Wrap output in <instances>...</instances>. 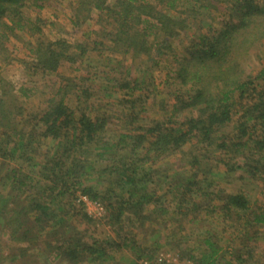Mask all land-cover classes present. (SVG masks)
<instances>
[{
  "label": "trees",
  "instance_id": "1",
  "mask_svg": "<svg viewBox=\"0 0 264 264\" xmlns=\"http://www.w3.org/2000/svg\"><path fill=\"white\" fill-rule=\"evenodd\" d=\"M27 1L0 0V63L6 61L9 37L21 32L31 39L28 53L42 75L58 74L62 66L81 62L88 52L101 56L105 50L123 58L146 59L148 70L143 75L149 77L150 70L170 57L177 66V90L170 93L174 104L171 113L164 112V121L150 120L111 141L109 122L95 107L85 106L92 97L86 89H78L75 78L62 77L42 111L27 119L12 111L0 79V176H5L0 188L7 190L0 196V264H112L110 252L122 248L134 256L130 264L155 263L156 256L136 238L121 236L126 227L143 230L147 224L151 238L172 251L163 254L180 261L263 264L254 260V245L263 237L264 198L262 203L251 200L249 182H261L264 196V67L251 74L241 60L254 45H263L264 0L68 1L73 29L83 28L93 14L98 17L101 31L91 49L83 42L44 39L41 28L24 16ZM217 6L225 16L219 31L211 27ZM197 19L202 23L199 30L208 29L190 34ZM174 44L181 48L178 57L172 52ZM112 63L115 69L100 74L110 89L142 92L153 82L151 78L120 81L119 64ZM138 102L120 104L128 126L144 114ZM45 141L53 146L41 154L42 161L37 150ZM216 151L225 156L223 173H214L217 166L208 164L207 154ZM168 157H180L175 168L180 171L170 174L172 168L157 166ZM18 158L20 166L9 171L6 163ZM229 173H237L236 179L248 184L229 194L213 189L212 183L202 184L207 175ZM157 178L167 184L164 193L158 192ZM77 194L105 205L103 222L117 230L122 245L96 241L79 226H89L92 218ZM166 196L174 199L175 208L164 206L170 203ZM167 217L169 225L161 222L156 229ZM233 217L243 221L236 225L242 228L239 243L222 247L214 220L227 222ZM201 219L207 224L205 232L195 235L191 224ZM193 237L199 247H190Z\"/></svg>",
  "mask_w": 264,
  "mask_h": 264
},
{
  "label": "rangeland",
  "instance_id": "2",
  "mask_svg": "<svg viewBox=\"0 0 264 264\" xmlns=\"http://www.w3.org/2000/svg\"><path fill=\"white\" fill-rule=\"evenodd\" d=\"M42 1L43 0H39L38 3H32L28 0L24 7V16L27 20L32 21V25L41 28V35L44 34L46 37L44 39L55 41L59 39L69 40L73 43L83 42L86 46H88V48H93V41H98L99 36H97V34L99 31H101V25L98 22V17L96 14H93L92 19H89L86 23H84L83 28L73 29L69 23V20L72 17V11H70L68 8V1L76 3L77 0H44V3H41ZM259 2H262V0H259ZM43 5L45 6L41 9ZM217 10L218 12H216V10L213 11L215 22L211 24V27L219 31L222 28L223 23L221 22L224 21L225 16L223 15L224 12L219 6H217ZM201 24L202 23L200 22V19H197L194 25L191 24L190 34H193L196 31L197 34H199L198 31L204 33V31L208 28L203 27L202 30H199L198 27H200ZM29 40L31 39L27 33L19 32L16 33V37L10 36L9 41L5 44L6 61L0 63V79L5 84V97H3L4 99H7L9 103H11L12 111L15 113L22 112L24 119H27L30 115H34L42 111L46 100L50 95H52L53 92L57 91L59 85L63 83L61 79L62 77L75 78V83L77 84L78 89H86L88 91V94H90L92 98L90 99L91 101L86 102L87 104H85V106L89 105V107H95L98 111H100V114L105 115L107 121L109 122L107 131L111 141H117L121 135H129V133L132 134L136 126L145 127V125H147L150 120L164 121L162 119L164 112L171 111L174 100L171 99L170 93H173L177 90V81L175 80L174 75V70L177 69V66L173 65L172 58L165 57L154 69L149 71V77H145L143 74H145L144 72L148 70L146 59H132L131 57L123 58L121 55H113L112 53L105 50L103 51L105 53H103L101 56H98L96 53L88 52V54L85 55L83 59H81V62L75 63V65L72 66H62L59 69L58 74L42 75L35 70V67H33L34 63L32 62V59L28 53L29 48L27 46V42ZM262 44L263 45H254L251 52H249V55H247L245 59L241 60L244 65L243 67H246L248 73L252 70L251 74H257L261 68L264 67V41ZM172 47L173 55L178 57L179 54H181L180 46H178V44H174ZM105 57H110L112 59L110 63ZM114 61L118 62L117 64H119L118 77L120 81H123V78H127L129 81L133 79H144V81L147 82L148 78H151L153 82L150 85L149 83L144 85V91L142 92L127 90L124 91L117 87L110 89V84H108L110 82L104 79V75L102 76L100 74L103 71L108 72L115 69V65L112 63ZM105 85H108L105 88L106 91H109L108 95H105L104 93ZM140 96L143 97V102H140ZM124 101H139L138 103H140L141 107L145 109L144 114L139 116V119L136 120L135 125H126V121L129 119L128 116L123 114L125 110L120 107V104ZM96 109H93L94 112ZM182 117H184V115L181 117L178 116V118L175 120L179 121L182 119ZM52 146V143L48 141L42 142V144H40L37 154L40 155V157H38L42 161L44 160L42 155ZM197 151L204 155L203 148L198 147ZM207 157L210 159L208 162L209 166H217L218 168V171H215L214 173H223L225 171L223 164L226 160L223 153L218 151L209 152ZM179 158L180 157H168L164 161H161L157 166H164L165 169L172 168L170 174L173 172H178L180 170L175 168H177ZM17 161L21 160L18 158L15 162L12 161L8 162V164L6 163V168L11 171L12 169L19 167L21 162ZM188 168L189 167L186 169ZM148 170L149 168H146L143 172ZM186 171L187 170H185V172ZM229 177H231V179ZM238 177L240 176L237 173L233 175H230V173L227 175H207L205 178L206 182L202 184L206 185L207 182L212 183L213 189L217 187L218 190H224L226 194H229L233 191L232 189H239L242 187V185L247 183L246 180L244 181L243 179H236ZM3 178L0 176V187ZM156 180L160 182L158 188L159 194L162 192L164 193L167 184L161 182V180L158 178ZM249 185L250 190L252 191L250 195L251 200H254L253 202L256 200L257 202L259 201V203H262L264 196L260 193V191L263 189V184L261 182H249ZM6 192L7 190L0 188V196H3ZM76 197H78L80 200L86 199L84 197L82 198L80 194H77ZM166 199V202L170 203L164 206L167 207L169 205V209L175 208L174 199L172 197L167 198V196ZM87 201H89V203H96V201ZM64 202H66L65 204L68 203L66 200H64ZM98 203L103 208L104 216L99 221H94L91 219L92 223L89 226L83 223L79 224V226L87 230L88 235H90L96 241L103 242L106 240L110 243L116 242L122 245L123 239L116 236L117 230H114L106 224L107 213L105 205L99 201ZM89 208H87V206L84 204V210L86 214L89 210L92 215H96V211ZM105 218L106 220L103 222V219ZM234 219L235 217L230 219L232 221L227 222L221 221V219L214 220L213 224L214 227L217 228L218 237L222 241V247H225L227 243H233V246H236L239 243L237 236L242 228L236 225L241 226L243 221L240 223L238 220L233 221ZM160 220L157 223L156 229L160 227L158 224H161V222L169 225L168 217L163 218L161 221ZM76 221L80 223L78 219ZM131 224L138 225L135 222ZM205 226H207L205 220L201 219L199 223H192V228H190L195 235H200L201 233L205 232ZM151 231L152 230L149 224H147L143 230L131 226L126 227V231L121 233V236L126 233L133 236L137 241L140 242L139 244L142 245L144 249L149 250L148 253H153V257L170 251L164 242L158 241V243H156V241L151 238ZM186 234L187 233H185V235ZM262 236L263 237L259 239L256 245H254V260H259L260 263L264 264V231ZM192 240L194 241L190 243V247L200 246L198 239L193 237ZM110 255L114 258V261L111 262L112 264H130L131 261L134 260V256L128 249L125 248H122L119 252L111 251ZM142 261L139 263L142 264L144 262ZM183 261L186 260L184 259ZM151 264L155 263L153 262Z\"/></svg>",
  "mask_w": 264,
  "mask_h": 264
},
{
  "label": "built area",
  "instance_id": "3",
  "mask_svg": "<svg viewBox=\"0 0 264 264\" xmlns=\"http://www.w3.org/2000/svg\"><path fill=\"white\" fill-rule=\"evenodd\" d=\"M82 202L87 206L89 209H94L96 211V215H92L88 210V216L93 220L97 221L100 220L104 216V211L102 206L96 203H89L86 199H82ZM155 264H194L189 261H180L177 257L171 254H160L154 258ZM143 264H150L148 262H143Z\"/></svg>",
  "mask_w": 264,
  "mask_h": 264
}]
</instances>
